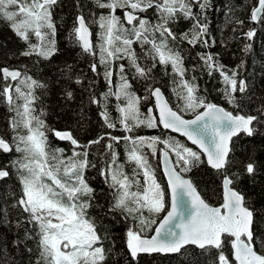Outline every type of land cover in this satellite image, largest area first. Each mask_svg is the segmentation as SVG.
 Masks as SVG:
<instances>
[{"label":"snow or ice","instance_id":"snow-or-ice-1","mask_svg":"<svg viewBox=\"0 0 264 264\" xmlns=\"http://www.w3.org/2000/svg\"><path fill=\"white\" fill-rule=\"evenodd\" d=\"M0 20L20 45H0V264H264L241 187L264 177V0H0Z\"/></svg>","mask_w":264,"mask_h":264},{"label":"trees","instance_id":"trees-1","mask_svg":"<svg viewBox=\"0 0 264 264\" xmlns=\"http://www.w3.org/2000/svg\"><path fill=\"white\" fill-rule=\"evenodd\" d=\"M246 2L250 3L251 0H239V3H241V4H244ZM57 12H60V10L57 9ZM217 20H218V17L214 13L213 14L214 25L217 23ZM58 29H59L58 38L60 39L61 43H63L64 42V29L59 24V21H58ZM92 31H93V38H94V41H95V39H96V37H95V31H96L95 26H92ZM5 41L8 42L10 47L20 46L18 41L14 37V34H12L11 31L8 29L6 23L4 21L0 20V45H3ZM24 59L25 58H20L21 61H23ZM4 63H6L4 57L0 56V64H4ZM7 63L12 64V65H16L18 62L16 60H11V61H7ZM205 80H207L206 77H205ZM200 83H201L202 87H207L210 90L213 99L219 100L218 94L215 92L214 87H213L214 82L209 81V82L205 83V81L202 80ZM100 85H101V88H103L104 82H103L102 79L100 81ZM215 86L219 87L218 83ZM164 91H165L166 96H171V85H166L165 88H164ZM6 111L7 110L4 107V105L2 103H0V128H2L3 125H4V122H5V119H6V116H5ZM90 116L92 117L93 121L97 120V117H96L94 111L92 113H90ZM110 131H113V130H110ZM138 131H139V134L147 135V134H159L160 130H156V129H141V130H138ZM114 134L120 135L122 133L120 132L119 129H117V130H114ZM169 135L176 136L178 139H183L182 137H179V136H177V135H175L173 133H170V132H169ZM53 143L57 144L59 146H65L66 145V144L60 143L59 141H56V140H53ZM121 145H123V141L121 142ZM121 151H122V148H121ZM151 163H152V165L154 167H157L158 179H160L161 182L164 183L161 170H160V168H158V164H159L158 158H153L151 160ZM197 179L201 183V186H203V181L207 179V176H203V177L197 176ZM261 183H264V177H260L259 180L257 181V183H255V184H248L247 181H242V183H241V187L245 188V190L250 195L253 196V199H255L258 204L260 202H264V194L261 193ZM117 246H120V242L119 241L117 242Z\"/></svg>","mask_w":264,"mask_h":264},{"label":"water","instance_id":"water-1","mask_svg":"<svg viewBox=\"0 0 264 264\" xmlns=\"http://www.w3.org/2000/svg\"><path fill=\"white\" fill-rule=\"evenodd\" d=\"M92 32H93V31H92ZM92 39H93V41H94L93 35H92ZM173 134L179 136V134H176V133H173ZM179 137H180V136H179ZM59 142H61V141H59ZM160 170H161V173H162V169H160Z\"/></svg>","mask_w":264,"mask_h":264},{"label":"flooded vegetation","instance_id":"flooded-vegetation-1","mask_svg":"<svg viewBox=\"0 0 264 264\" xmlns=\"http://www.w3.org/2000/svg\"><path fill=\"white\" fill-rule=\"evenodd\" d=\"M60 143H64V144H66V142H60Z\"/></svg>","mask_w":264,"mask_h":264}]
</instances>
